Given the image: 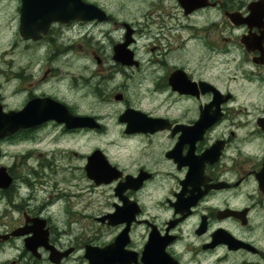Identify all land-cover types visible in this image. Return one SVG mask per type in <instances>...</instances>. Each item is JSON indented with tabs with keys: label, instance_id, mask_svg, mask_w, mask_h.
Listing matches in <instances>:
<instances>
[{
	"label": "flooded vegetation",
	"instance_id": "obj_1",
	"mask_svg": "<svg viewBox=\"0 0 264 264\" xmlns=\"http://www.w3.org/2000/svg\"><path fill=\"white\" fill-rule=\"evenodd\" d=\"M8 1L23 47H7L20 60L0 70V170L10 178L0 188V224L17 214L0 228L9 235L0 255L17 254L0 264H90L94 248L105 249L91 254L101 264H264V0H81L97 9L50 23L37 40L19 33L21 0ZM127 40L129 65L114 59ZM75 54L84 62L78 74ZM116 75L132 79L135 104L124 92L105 93ZM90 99L100 109L123 106L117 160L90 149L89 135L108 129ZM58 109L92 119L69 127L53 117ZM128 109L131 127L120 119ZM27 112L39 120L27 124ZM51 146L80 162L89 185L39 195L74 181L69 171L78 169L59 163ZM95 151L115 167L111 182L88 175ZM130 152L131 163H121ZM101 187L111 194L90 205L91 189ZM38 218L62 254L57 263L44 246L26 248L32 232L12 235Z\"/></svg>",
	"mask_w": 264,
	"mask_h": 264
},
{
	"label": "water",
	"instance_id": "obj_2",
	"mask_svg": "<svg viewBox=\"0 0 264 264\" xmlns=\"http://www.w3.org/2000/svg\"><path fill=\"white\" fill-rule=\"evenodd\" d=\"M97 9L94 5H89L81 0H21V9H20V26L19 33L25 39H34L37 40L40 38V33H45L50 23L54 21L67 22L71 19H85L87 10ZM93 16H89L92 18ZM128 40L115 48L114 59L122 64H132V52L126 49ZM120 95H117L116 98H119ZM59 109L62 110L61 107ZM55 110L54 118L58 120H64L66 124L71 127L76 121L82 122L83 119L90 121L92 118H81V117H72L70 120L61 115L64 112L61 110ZM133 111L131 109L126 110L122 116L121 120H126L128 122V127H131V119L129 113ZM22 119H26L27 124L30 122H37L39 117L31 112H27L25 115L21 116ZM3 121V118L0 117ZM19 119V118H18ZM13 130L5 131L4 134H10ZM88 175L96 183H108L111 182L114 178L115 167L112 166L106 157L100 152L95 151L89 159V164L86 167ZM10 178L6 176L3 170H0V188H5L9 185ZM33 225L29 228H19L12 232V235H23L29 232H32L26 240V248L32 251H35L38 246H44L49 249L50 255L49 259L51 262L57 263L61 258L62 254L58 253L54 248L50 247L47 243V233L46 230H43L44 220L42 219H33ZM9 235H1L0 239H7ZM118 245L117 240L111 245L115 247ZM109 246V248H111ZM108 248V247H107ZM105 249L94 248V251L89 250L86 256L89 257L90 264H101V261L97 258L99 257ZM95 253L97 257H91V254ZM64 254H67L64 253Z\"/></svg>",
	"mask_w": 264,
	"mask_h": 264
},
{
	"label": "rangeland",
	"instance_id": "obj_3",
	"mask_svg": "<svg viewBox=\"0 0 264 264\" xmlns=\"http://www.w3.org/2000/svg\"><path fill=\"white\" fill-rule=\"evenodd\" d=\"M15 7L16 4H14L13 2H10L8 0H0V70L3 68V64L2 62H4L5 60H13V61H19L20 59V54L19 49L18 48H14V53L12 54H8V52L6 53L5 49H7V47L13 45L16 43V45L18 47H23V43L19 40V37L16 36V19H15ZM11 53V50H8ZM21 51V49H20ZM30 52V50H29ZM140 52L142 53V49L140 50ZM82 55V54H81ZM30 54H28L27 59L25 60H29L30 59ZM78 56V57H76ZM72 63H73V67L71 70H73L75 72V74H78L79 72V66L82 65L83 59L82 56H80V54H75L73 56V58H71ZM66 60L62 59L61 61ZM70 61V60H68ZM90 68H93L94 70H96L93 62L91 61L90 63ZM93 69H89L87 68V74L89 75L90 70ZM91 86H93V84H89ZM123 85L124 88L121 86ZM77 88H80L82 86V84L80 83H76ZM95 86V85H94ZM103 89L105 90V93L107 94H115L118 91L119 92H124L127 95L128 100L130 101L131 104H135L136 98L133 95L132 92V79L131 78H125L122 77L120 75H116V78L114 81H109L107 82ZM84 92L88 93V88L85 86L84 87ZM91 95V94H90ZM95 97V96H94ZM91 97V98H94ZM90 103H91V109L92 110H101V114H103L106 117V121H107V125H108V129L106 131V133L103 134H98V133H91L89 135V144H90V149H93V147L95 146H99L105 149V151L107 152V154L109 155V158L111 160H117L118 159V152H117V140H115V137L119 134L120 130L118 128V130L116 131L115 129H117L118 126H116L117 120H116V115L117 113L122 109V104H107V106L104 109H100L98 107V105H96V102H92L90 99ZM121 143V142H118ZM118 145V144H117ZM21 148V147H19ZM52 149H55V146H51ZM11 151H13V148H10ZM83 151H86V149H82ZM116 150V151H115ZM132 154V152H130ZM55 154L56 157L59 160V163L62 164H68L69 166H71V164H77V167H74L75 170L74 171H69L72 172L75 180L74 181H68V182H58L57 184V188H49L47 190H45L44 192H39V195H47L49 193H53V195H55L56 193L59 192V187L64 188L67 187L66 185H69L73 183L76 187H85L87 185H89V182L85 179V177L83 176V172L81 171L80 167H79V161L74 159V158H70V157H66L64 156V154L62 153V151L60 150H55ZM36 153L33 154L32 158L29 160L30 164L32 165H36V160L34 161L35 157H36ZM132 157L130 159H124L123 164H129L131 163L132 159H133V154L131 155ZM112 157V158H111ZM75 161V162H73ZM60 175V174H59ZM66 175L68 176L69 174L66 173ZM49 185H54V182L49 183ZM111 194V190L109 187H101V188H92L91 189V194H90V198L88 199V201L90 202V205H101L103 204L107 197ZM85 196L87 198L88 196V191L86 190ZM83 204V203H82ZM58 212V210H54L52 215L55 217L56 213ZM17 216V214H10L8 215V217L4 220H2L4 223V226L7 227L12 225L13 223H15V217ZM1 217V215H0ZM13 221V222H11ZM10 222V224H9ZM81 225H83V221L81 223ZM4 226H2L0 224V228H4ZM80 231H82L80 229ZM18 246L20 247V244L17 242L16 243ZM17 254L16 250H8L7 248L5 249L4 253L0 255V261L4 260L6 258H10L13 257L14 255ZM45 264H48L45 262Z\"/></svg>",
	"mask_w": 264,
	"mask_h": 264
}]
</instances>
